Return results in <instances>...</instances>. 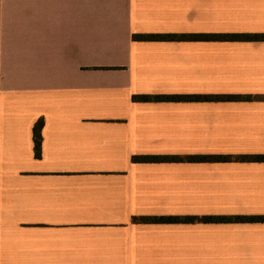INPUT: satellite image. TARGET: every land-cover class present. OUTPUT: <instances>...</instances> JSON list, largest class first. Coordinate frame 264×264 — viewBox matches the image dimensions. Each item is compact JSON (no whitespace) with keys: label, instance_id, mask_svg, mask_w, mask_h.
<instances>
[{"label":"crops","instance_id":"crops-1","mask_svg":"<svg viewBox=\"0 0 264 264\" xmlns=\"http://www.w3.org/2000/svg\"><path fill=\"white\" fill-rule=\"evenodd\" d=\"M234 33L264 0H0V264H264V39L134 37Z\"/></svg>","mask_w":264,"mask_h":264},{"label":"trees","instance_id":"trees-1","mask_svg":"<svg viewBox=\"0 0 264 264\" xmlns=\"http://www.w3.org/2000/svg\"><path fill=\"white\" fill-rule=\"evenodd\" d=\"M134 37H138L141 39H217V38H227V39H264V34H241V33H234V34H225V35H217V34H137ZM166 96V95H165ZM162 95H155L154 97L160 98L165 97ZM175 98L176 96H166ZM190 98L192 96H189ZM204 97H208L205 95ZM210 97V96H209ZM235 97V96H230ZM142 98H150V96L144 95ZM41 127H42V119L38 120L34 127V136H35V152L36 155H40L41 150V142H42V134H41ZM137 158V157H135ZM142 161H153V160H160V159H175L174 156H157V155H144L138 157ZM192 160H208L213 159L211 156L206 155H199V156H192L190 157ZM256 160H264V155H257L254 157ZM243 217V216H237ZM261 218L264 215L259 216H251Z\"/></svg>","mask_w":264,"mask_h":264}]
</instances>
